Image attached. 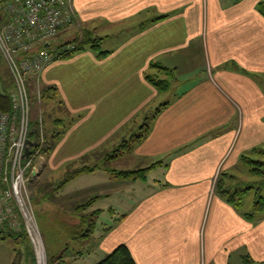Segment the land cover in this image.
<instances>
[{
    "label": "crops",
    "instance_id": "0c3cea01",
    "mask_svg": "<svg viewBox=\"0 0 264 264\" xmlns=\"http://www.w3.org/2000/svg\"><path fill=\"white\" fill-rule=\"evenodd\" d=\"M205 1V6L201 0L151 2L149 7L171 15L139 31L143 55L128 48L127 40L105 59L88 52L56 61L42 74L43 84L58 87L77 118L59 139L53 166L116 143L125 127L162 104L161 92L145 78L152 64L172 69L177 78L171 106L153 122L137 153L143 161L158 163L148 167L143 162V179L117 183L110 172L96 170L63 189L84 179L89 186L69 198L89 190L96 196L94 205L103 200L108 213L122 216L101 231L93 252L72 258V264H96L120 245L129 248L137 264H241L244 255L264 262V222L244 217L218 194L216 182L222 164L236 163L264 145V88L259 83L264 79V17L257 11L258 0ZM118 3L124 22L143 10V0ZM85 4L75 0L78 11ZM192 44L198 48L190 50ZM165 53L172 56L165 59ZM228 124L225 135L194 144ZM245 126L251 134L240 144ZM118 192L122 195L115 197ZM69 263L64 257L62 264ZM9 264H14L11 256Z\"/></svg>",
    "mask_w": 264,
    "mask_h": 264
},
{
    "label": "rangeland",
    "instance_id": "374dc122",
    "mask_svg": "<svg viewBox=\"0 0 264 264\" xmlns=\"http://www.w3.org/2000/svg\"><path fill=\"white\" fill-rule=\"evenodd\" d=\"M1 1L5 0H0V19L4 21L5 6L4 2ZM84 1L86 2L85 8L83 11H78L75 8V0H70L73 14L69 23L67 22V26L54 38L50 39L48 43L39 42L36 45L34 52L37 50L38 52H45L49 55V59L44 63L45 65L40 72L27 68L25 64L23 65V63L19 61V65L25 66H20L22 67L23 83L24 88L26 89V93L25 95L23 94V97H21L18 92V85L11 67L0 51V93H9L13 103L10 112L4 113H12L14 106H29L31 129L34 131L33 129L37 128L39 132V142L35 146V156L32 159V164L37 168V175L29 182L27 199L35 209L36 220L42 235L45 251L42 264H54V262L62 264L64 257L60 256H66L68 263L70 262L69 264H72L73 260L71 259L76 257V254H74L75 249L72 250L74 248L72 245L73 242H68L67 240L69 239L68 237L70 234L74 233L75 228L80 225V220L78 218L80 215L76 212V205L83 203L87 199L96 197L92 196L93 194L92 192H89V190H84L83 194H80V198L73 197L71 199L68 195L76 196L77 193H82L78 192V190L89 186V183L88 181L81 179L66 190H63L66 188V184L68 183L67 186H69L72 184L71 180L77 178L79 175L91 173L96 170L110 172V176L115 178L117 183L122 182L125 179H142L143 162L148 163V167L156 166L158 164L152 163L153 161L151 162L149 160L147 162L146 160L143 161V156L137 154L143 148V143L147 140V138L143 139L142 136L148 131L147 125L151 124L152 128L153 122L168 106H171V101L175 97V83L177 78L174 73L172 74V69L166 68L159 63L152 64L149 72L145 73L147 82L151 84L149 78L153 77L154 79L163 80L170 84L168 90L166 89L164 91H160L154 87L161 92L158 100L161 101L162 104H158V107L155 106L153 110H148L142 114L140 118L125 127L126 132L124 136L122 137L121 134V137L119 136L116 143H107L105 148H100L79 158L68 160L62 166L50 165L51 159L55 157V151L57 150L59 139L70 131L72 128L71 126L75 123L77 118H75L67 108V104L61 98L58 87L43 84L42 74L44 71L56 61L69 60L77 55L88 52H94L99 59H105L108 56L113 55L114 52L123 49L125 47L124 45H126L125 41L127 40L130 41H128V48L139 51L143 55V38L136 39L140 37L139 31L145 29L144 24L156 20L159 21L160 19L164 20L171 15H163L159 13L156 6L149 7L150 5H153L151 2L156 0H143V10L141 11V14L133 16L129 20L126 19V22H124L122 20L123 18L118 14L120 8L118 2H121V0ZM201 1L202 5L205 6L206 1ZM260 1L264 0H258L257 4ZM222 2L224 4H231V1L228 0H223ZM136 17L137 21L139 19L141 20L140 23L135 22ZM147 18H153V20H146ZM85 35L88 36L90 43L85 45L82 50H78V46L81 45L85 40V37H87ZM136 40L141 41V45L139 42H135ZM195 44H192L190 50H196L195 48H198V44ZM93 46H98L101 53H99L98 50H95ZM70 54L72 55L68 59L64 58V56ZM117 56L118 55H116V57ZM170 56H172L171 53H165L163 58L166 59ZM195 56L196 59L198 58L200 65H202L200 55L197 53ZM164 68L169 70H165ZM259 83L263 84L264 88V79H261V81L259 80ZM117 85L121 86L122 84L119 81ZM48 88L52 89L48 90ZM164 104H167V106L151 121L156 110ZM235 123L236 122L233 120V127ZM229 126V124L222 125L213 129L211 132L205 134V136L203 135L202 138L197 140L194 144L203 143L202 140L204 139L207 141L209 138L215 139L219 136L225 135L231 130V127L229 128ZM251 130V127H244L241 136L239 137L240 144L249 133L251 134ZM257 130L258 129L254 127V138H257ZM54 132L61 134L59 135V138H57L58 142L56 143L51 141V136H53ZM239 143L237 142L238 145H240ZM50 147H52L51 150L49 149ZM257 148H259L261 153H253L252 149L245 154L249 155L250 158L256 162L264 164V145L260 144V147ZM186 149L189 148L187 147L184 150ZM221 167L223 168V171L218 172L216 180L217 184L221 182L223 176L225 178L223 185L225 186L237 184L249 186V184L259 181V179L254 177L249 169L243 165L241 159L236 163L232 162V164L228 165L222 164ZM127 173H130L131 176L125 177V174ZM70 177H73V179L64 185L66 178ZM42 192L44 195H39ZM255 193L256 192L252 190L243 196V212L256 213L254 210V203L259 197ZM45 195H47L46 199L43 198ZM120 195H122V192H118V195H115V197ZM259 196L264 198V189L260 191ZM98 209L102 210V214L99 217L93 216L92 213ZM120 214L121 213L119 212L115 218H118ZM81 216L87 221V224L84 225L85 229L88 227V222L90 223L93 218H96L93 241L97 240V236L101 234V231H108L103 229L109 227L115 219L112 214L108 213L106 202L103 200L98 201L97 205H94L93 202L84 213H81ZM255 217L257 219L261 218L260 220L264 222V212L261 211L256 213ZM4 230L9 231L8 229ZM14 235L15 237H8L0 234V238H3L0 239V264H9V256L12 257V260L14 258V264H41L37 259L30 238L23 232V230H19L18 233L15 232ZM90 242V240H87L88 244ZM69 246H73V248H69ZM86 258L89 257L86 256L84 259ZM88 260L90 259H86V261Z\"/></svg>",
    "mask_w": 264,
    "mask_h": 264
},
{
    "label": "built area",
    "instance_id": "2783aa9c",
    "mask_svg": "<svg viewBox=\"0 0 264 264\" xmlns=\"http://www.w3.org/2000/svg\"><path fill=\"white\" fill-rule=\"evenodd\" d=\"M4 21L0 19V51L9 63L23 97L20 66L40 72L49 59L45 52H34L39 42L48 43L69 23L73 9L70 0H5ZM68 22V23H67ZM19 61L23 65H19ZM23 66V67H25ZM30 107L14 106L12 113L0 111V228L30 238L37 259L44 260L42 235L35 209L27 199L29 182L37 175L32 164L39 142L30 126Z\"/></svg>",
    "mask_w": 264,
    "mask_h": 264
},
{
    "label": "trees",
    "instance_id": "16d2710c",
    "mask_svg": "<svg viewBox=\"0 0 264 264\" xmlns=\"http://www.w3.org/2000/svg\"><path fill=\"white\" fill-rule=\"evenodd\" d=\"M1 2H3V1H1ZM257 10L260 13V15L262 17H264V1H260L257 4ZM85 36H87V35H85ZM89 43H90V40L87 36V37H85V40L81 43V45L78 46V50H82L85 47V45H88ZM93 47L95 50L99 51L98 46H93ZM99 53H101V52L99 51ZM71 55L72 54L64 56V58L68 59ZM101 55H103V54H101ZM164 69L169 70L166 68H164ZM171 72H172V74L174 73L172 70H171ZM149 82L154 87L159 89L160 91H164L166 89L168 90V88L170 87L169 86L170 84L168 82L163 81V80H157V79H154L153 77L149 78ZM50 89H52V88H48V90H50ZM12 105H13V103H12V99L10 97V94L9 93H3V92L0 93V111L10 112V110L12 109ZM166 106H167V104H164L162 107L158 108L156 110V112L153 114L151 121L153 119H155ZM147 128H148L147 129L148 131L145 135L142 136L143 139L148 138L150 131H151V124L147 125ZM33 130H34L33 131L34 135L39 136L38 129L36 128ZM59 135H61V134L54 132L53 136H51V141L53 143L58 142L57 138H59ZM49 149L51 150L52 147H50ZM252 152L253 153L254 152L255 153L260 152L261 153L259 148H254L252 150ZM241 161L243 162V165L249 169L250 173L254 177H257L259 179V181L255 182V183H251V184H249V186L243 185V184L225 186V185H223L224 179H225L223 176L221 182H219V184H217V192L228 203L233 205L236 210H238L239 212H243V210H242L243 196L246 193H248L249 191L254 190L256 192L255 194L259 197V199L257 201H255V203H254V210L256 213L261 212V211L264 212V198L259 196L260 191L262 189H264V164L256 162L255 160L250 158V156L247 154L242 155ZM146 170L147 169H143V172H145ZM128 176L130 177L131 174L130 173L125 174V177H128ZM73 177L66 178V180L64 181V185L67 182H69L71 179H73ZM39 195L43 196L44 193L42 192ZM43 198L46 199L47 195H45ZM95 199H96V197L91 198V199H87L83 203H79L76 205V208H77L76 212L79 213L78 215H80L78 217L80 220L79 221L80 225L75 228L74 233L70 234V236L68 237L69 239L67 240L68 242L77 243V245L79 246L78 249H76V250L73 249L74 254H76V256H83L85 254H90L91 252H93L94 248L97 245L98 241L92 240L94 238L93 233H94V229H95V225H96V221H95L96 218L95 219L93 218L90 223L88 222V227L85 229L84 225L87 224V221L85 220V218L83 216H81V213L82 212L84 213V211L88 207L91 206V204L94 202ZM99 212L100 211L97 210V211L93 212L92 214H93V216L99 217ZM256 213H253V212L245 213V212H243V215H244V217L252 220L255 217ZM109 230H110V228H109ZM0 234L3 236H8V237H15L14 233H12L10 231H6L4 229H0ZM0 239H3V238H0ZM87 240H90L91 242L88 244ZM67 247H68V243H67ZM69 248H71V247L69 246ZM60 257H66V256H60ZM54 264H57V262H54ZM96 264H137V263H136L135 259L133 258L129 248L125 245H120L111 254L107 255L106 258H104L102 261H100ZM241 264H264V262H256L252 259V257L250 255H244L242 257Z\"/></svg>",
    "mask_w": 264,
    "mask_h": 264
},
{
    "label": "water",
    "instance_id": "95a60500",
    "mask_svg": "<svg viewBox=\"0 0 264 264\" xmlns=\"http://www.w3.org/2000/svg\"><path fill=\"white\" fill-rule=\"evenodd\" d=\"M36 142H37V140L35 141V142H30V146H36Z\"/></svg>",
    "mask_w": 264,
    "mask_h": 264
},
{
    "label": "bare ground",
    "instance_id": "6f19581e",
    "mask_svg": "<svg viewBox=\"0 0 264 264\" xmlns=\"http://www.w3.org/2000/svg\"><path fill=\"white\" fill-rule=\"evenodd\" d=\"M41 264H42V262H41Z\"/></svg>",
    "mask_w": 264,
    "mask_h": 264
}]
</instances>
